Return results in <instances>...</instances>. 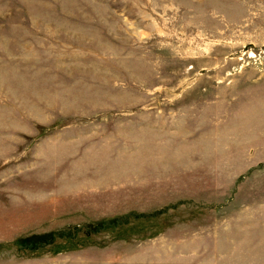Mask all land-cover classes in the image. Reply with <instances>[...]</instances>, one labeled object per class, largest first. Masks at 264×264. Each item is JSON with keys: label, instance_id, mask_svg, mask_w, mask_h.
<instances>
[{"label": "rangeland", "instance_id": "obj_1", "mask_svg": "<svg viewBox=\"0 0 264 264\" xmlns=\"http://www.w3.org/2000/svg\"><path fill=\"white\" fill-rule=\"evenodd\" d=\"M0 264H264V0H0Z\"/></svg>", "mask_w": 264, "mask_h": 264}]
</instances>
